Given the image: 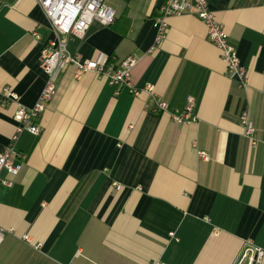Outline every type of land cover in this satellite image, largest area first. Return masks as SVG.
<instances>
[{"label": "crops", "instance_id": "crops-1", "mask_svg": "<svg viewBox=\"0 0 264 264\" xmlns=\"http://www.w3.org/2000/svg\"><path fill=\"white\" fill-rule=\"evenodd\" d=\"M208 1L247 70L244 87L191 15L169 18L156 45L162 0H107L115 24L94 22L69 42L84 59L137 55L141 92L116 95L75 65L59 74L41 133L16 142L22 172L1 174L13 186H0V226L13 232L0 264H237L247 245L264 250V0ZM53 37L38 0H0V152L18 106L33 107L46 85L41 49ZM188 97L197 119L176 123ZM155 100L169 111L156 113Z\"/></svg>", "mask_w": 264, "mask_h": 264}, {"label": "built area", "instance_id": "built-area-1", "mask_svg": "<svg viewBox=\"0 0 264 264\" xmlns=\"http://www.w3.org/2000/svg\"><path fill=\"white\" fill-rule=\"evenodd\" d=\"M39 6L44 11L54 33V37L42 44L40 67L45 73L46 85L38 102L33 107L18 106L13 119L17 123L16 133L9 145L0 152V186H13V181L1 176L6 171L12 177H17L23 169L22 163H17L23 155L17 151L16 142L21 133L27 131L39 135L41 129L39 121L47 106L57 94V80L61 72L67 70L70 65L76 66V77L87 73H95L99 77H105L109 84L115 87L118 95L122 88L129 89L133 96L138 97L140 90L135 87L132 75L140 58L130 55L118 65L110 56H100L97 59H84L80 54H71L68 44L73 38H83L94 22L109 27L115 23L116 12L108 4L107 0H38ZM191 15L202 21L207 27L208 40L221 52V57L228 67V74L235 77L242 87L248 82V73L242 65L236 47L230 42L223 25L217 19L216 13L211 9L208 0H162L158 8L155 27L157 29L156 45L167 37L168 20L174 16ZM154 50V48L152 49ZM148 91L152 92L151 88ZM8 98L16 97L8 92ZM194 99L188 97L183 110L171 112L176 123L182 124L197 119L193 113ZM169 111V105L162 100H155V112ZM240 123L244 128L245 137L252 147H257L260 140L256 137V128L249 118L248 112L240 116ZM203 160H208L207 153L199 152ZM12 229L0 226V245ZM25 242L31 243L29 236L23 237ZM264 258V250L254 245H247L240 255L237 264H260ZM166 264V263H157Z\"/></svg>", "mask_w": 264, "mask_h": 264}, {"label": "trees", "instance_id": "trees-1", "mask_svg": "<svg viewBox=\"0 0 264 264\" xmlns=\"http://www.w3.org/2000/svg\"><path fill=\"white\" fill-rule=\"evenodd\" d=\"M115 24V23H114Z\"/></svg>", "mask_w": 264, "mask_h": 264}]
</instances>
